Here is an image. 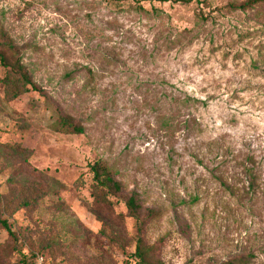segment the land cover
Wrapping results in <instances>:
<instances>
[{
	"label": "rangeland",
	"instance_id": "rangeland-1",
	"mask_svg": "<svg viewBox=\"0 0 264 264\" xmlns=\"http://www.w3.org/2000/svg\"><path fill=\"white\" fill-rule=\"evenodd\" d=\"M245 1L0 0L33 82L7 101L0 67V144L22 154H0V195L20 172L57 194L2 200L28 264H137L124 205L93 211L97 160L156 211L164 264H264V2Z\"/></svg>",
	"mask_w": 264,
	"mask_h": 264
},
{
	"label": "trees",
	"instance_id": "trees-1",
	"mask_svg": "<svg viewBox=\"0 0 264 264\" xmlns=\"http://www.w3.org/2000/svg\"><path fill=\"white\" fill-rule=\"evenodd\" d=\"M264 2V0H247L237 6L239 9L251 7L256 3ZM0 67L4 71L1 78V84L4 89V98L7 101L14 100L22 94L29 91L33 86L31 76L26 67L22 64L20 46L15 44L7 33L0 26ZM56 129L63 133L81 134L83 127L68 116H60L57 120ZM5 151L22 157L16 148H11L0 144V154ZM8 160V159H7ZM92 174L91 193L92 205L95 207L93 211H113L115 203H122L126 209L127 215L135 222L137 239L135 242L134 252L132 256L136 259L137 264H164L153 254V248L148 247L144 241V228L149 219H152L156 213L153 209H146V215L143 216V207L140 202L139 194L132 191L125 195L122 191L121 183L116 179L115 172L105 163L97 160L89 165ZM10 191L8 196L0 195V230L7 233L6 244H0V264H28L27 257L19 249V238L17 233L12 230L8 221L3 218L2 200L9 201L13 206L12 211L22 208L34 210L39 198L44 195H57L50 188H44L39 182L38 177L29 173H22L10 177L8 180ZM54 193V194H53ZM13 200V201H10ZM18 258L12 261L13 256ZM247 264L248 260L244 258H236L227 262L218 264Z\"/></svg>",
	"mask_w": 264,
	"mask_h": 264
}]
</instances>
